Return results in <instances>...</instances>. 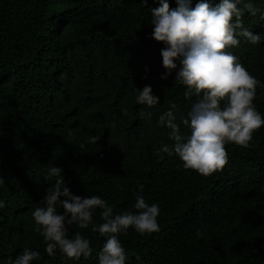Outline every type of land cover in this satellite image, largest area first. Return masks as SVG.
Wrapping results in <instances>:
<instances>
[{"label":"trees","instance_id":"16d2710c","mask_svg":"<svg viewBox=\"0 0 264 264\" xmlns=\"http://www.w3.org/2000/svg\"><path fill=\"white\" fill-rule=\"evenodd\" d=\"M253 3L264 11V0ZM158 6L0 0V264L25 247L40 253L31 264H97L104 237L91 226H68L69 235L79 231L90 241V255L78 260L59 251L49 256L33 230L32 211L54 184L46 175L50 164L62 170L72 194L98 195L114 214L135 211L137 194L158 204L159 231L120 235L126 264H264V126L253 132L250 148L226 144L228 163L207 176L158 151L173 143L159 116L175 105L179 120L197 99L184 96L176 70L160 78L163 45L150 37ZM242 19L262 41L241 38L229 50L260 82L253 103L264 116V18ZM145 85L159 98L152 108L135 103ZM140 109L152 115L141 118ZM99 211L95 223L102 222Z\"/></svg>","mask_w":264,"mask_h":264},{"label":"clouds","instance_id":"9594fccd","mask_svg":"<svg viewBox=\"0 0 264 264\" xmlns=\"http://www.w3.org/2000/svg\"><path fill=\"white\" fill-rule=\"evenodd\" d=\"M159 6L151 10L150 37L162 43L161 79L173 70L175 80L185 86L184 96H195L186 116L173 111L175 105L159 116L158 124L166 127L171 146L161 145L158 151L175 154L184 169L204 176L213 174L228 163L226 144L250 148L253 132L264 126V116L256 110L253 100L259 81L241 64L229 49L238 47L241 38L252 45L261 43V34H253L244 27L242 17L247 14L264 18L253 0H175L177 7L170 10L168 0H154ZM146 3V0H142ZM179 65V67H178ZM159 98L152 94L151 86L137 91L135 103L152 108ZM141 118L152 115L139 110ZM181 126L188 129L187 134ZM92 142L97 137L91 136ZM61 169L52 164L47 169V179L54 181L45 190L39 206L32 211L33 230L43 238L44 251L49 256L57 251L66 258H87L92 249L90 241L76 231L69 235L68 226L80 229L91 226V231L104 237L97 253V264H126L128 256L119 239L131 228L143 236L159 231L157 203L145 201L137 194L132 205L135 211L114 214L113 206L98 195L81 197L70 192L63 182ZM4 180L0 178V186ZM5 208L0 199V209ZM58 209H63L58 213ZM99 209L102 222L93 221V212ZM40 253L25 247L7 264H31Z\"/></svg>","mask_w":264,"mask_h":264}]
</instances>
